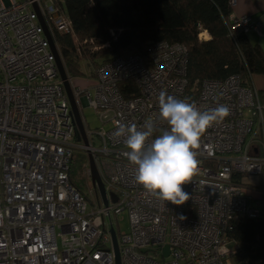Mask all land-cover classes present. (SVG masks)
Here are the masks:
<instances>
[{"label": "built area", "instance_id": "built-area-1", "mask_svg": "<svg viewBox=\"0 0 264 264\" xmlns=\"http://www.w3.org/2000/svg\"><path fill=\"white\" fill-rule=\"evenodd\" d=\"M228 3L233 7L235 0ZM34 4L49 32L72 34L69 18L54 0H0V264H115L111 228L120 264H228L235 251L226 247L227 224L262 211L264 106L258 91L238 74L204 79L187 89L186 46L151 42L147 61L137 54L108 59L82 88L70 78L78 107L83 101L103 124L96 131L84 124V145L76 141L70 105ZM258 27L248 15H230V35ZM202 32L199 39H205ZM125 81L135 84L136 95L124 96L120 84ZM161 91L195 102L200 111L220 104L230 109L202 136L198 170L183 185L189 199L182 205L161 201L135 182L134 166L123 155L124 137L115 135L121 123L143 130L152 122L148 143L168 130L159 118ZM76 151L93 156L107 205L94 187L88 198L70 182ZM252 177L254 182L244 181ZM124 213L126 232L114 225Z\"/></svg>", "mask_w": 264, "mask_h": 264}, {"label": "trees", "instance_id": "trees-1", "mask_svg": "<svg viewBox=\"0 0 264 264\" xmlns=\"http://www.w3.org/2000/svg\"><path fill=\"white\" fill-rule=\"evenodd\" d=\"M54 1L72 25V34L50 29L70 78L84 76L82 62L93 69L108 59L130 54L147 61V46L161 40L186 46L187 89L204 79H224L231 74H238L247 85L251 75L264 76V51L260 46L251 43L242 31L230 35L232 7L228 0ZM201 30L207 32V38L205 32L200 34L205 39L198 38ZM120 87L126 98L130 93L137 94L131 81L122 82ZM260 96H264V89L258 91L259 100ZM86 165L80 184L74 180L72 163L69 172L70 182L85 197V189L92 187ZM239 178V174L233 176L235 182ZM261 205L259 216H239L227 224L226 235L235 244L231 255L234 264H264V198Z\"/></svg>", "mask_w": 264, "mask_h": 264}, {"label": "clouds", "instance_id": "clouds-1", "mask_svg": "<svg viewBox=\"0 0 264 264\" xmlns=\"http://www.w3.org/2000/svg\"><path fill=\"white\" fill-rule=\"evenodd\" d=\"M159 118L168 125L148 143L155 131L152 122L143 130L135 124H119L115 135L124 137V157L134 166L135 182L161 201L182 205L189 199L183 185L192 181L198 170L197 149L202 136L213 124L230 115L223 104L200 111L195 102L178 99L161 91ZM184 219V217H181Z\"/></svg>", "mask_w": 264, "mask_h": 264}, {"label": "water", "instance_id": "water-1", "mask_svg": "<svg viewBox=\"0 0 264 264\" xmlns=\"http://www.w3.org/2000/svg\"><path fill=\"white\" fill-rule=\"evenodd\" d=\"M33 7H34V10L36 11V13L38 15L39 22H40V24L43 28L44 34H45V36L49 42L50 49H51L52 53L54 54L58 74H59V77L62 81L63 88H64L65 94L67 96L69 105H70V113L72 115L73 123L75 125L76 141L82 142L84 145H87L88 141H87V137H86V129L84 126L83 119L80 115L78 103H77V101L73 95L70 77L67 75V73L64 69V66L62 64V61H61V58H60L59 53L57 51V48L53 42V39H52L51 34L48 30V27H47L42 15L40 14V11H39L37 5L34 4ZM87 164H88V168H89V172H90L89 178H90L91 185H92V187H94L96 189V192L99 194V196L102 200V203L104 205H107L108 204V198H107V193H106V190L104 187V182L102 181V178L98 172L94 158L90 154H87ZM110 197H111L112 201H116V196L113 193L110 194ZM110 233H111L112 242H113L115 264H120L119 249H118V245H117V241H116V235H115V232L112 228L110 229ZM163 251H164V254L167 255V253H168V246L167 245H164Z\"/></svg>", "mask_w": 264, "mask_h": 264}, {"label": "rangeland", "instance_id": "rangeland-1", "mask_svg": "<svg viewBox=\"0 0 264 264\" xmlns=\"http://www.w3.org/2000/svg\"><path fill=\"white\" fill-rule=\"evenodd\" d=\"M208 35L205 36L207 38ZM97 68L94 67L93 69L87 68L84 62H82V70L84 72V76H81L80 78H95V69ZM73 82V79H71ZM90 92L92 93V88H90ZM92 95V94H91ZM260 103L262 106H264V96H260ZM80 115L83 119L84 124L90 131H96V130H101L103 128V124L101 120L99 119L98 114L96 111L87 106L83 101L80 103ZM87 163V155L85 152L82 151H76L73 155V161H72V172L74 174V180L77 181L79 184L83 182L84 176H85V171L83 172V166ZM244 181L247 182H254L255 177L252 178H245ZM87 192L88 198H91L93 195L88 193L89 189H85ZM114 225L117 226V229L119 231H124L126 232L128 230V218L127 215L124 213L122 215H119L116 217L114 220ZM226 247L230 250L233 247V243L228 242Z\"/></svg>", "mask_w": 264, "mask_h": 264}, {"label": "crops", "instance_id": "crops-1", "mask_svg": "<svg viewBox=\"0 0 264 264\" xmlns=\"http://www.w3.org/2000/svg\"><path fill=\"white\" fill-rule=\"evenodd\" d=\"M232 16L248 15L253 21L259 23L258 29H251L246 32V35L251 43H256L260 46L262 51H264V0H235L232 7ZM207 34L205 30H202ZM73 79V84L79 87H86L93 82L91 78H80L75 77ZM250 85L254 87L257 91L264 89V76L261 75H251ZM233 243V242H231ZM235 251V244L230 249ZM228 264H234L231 256L228 257Z\"/></svg>", "mask_w": 264, "mask_h": 264}]
</instances>
